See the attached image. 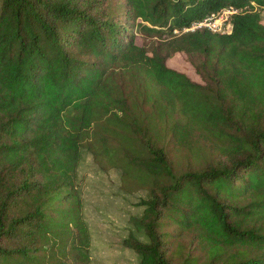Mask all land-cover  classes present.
<instances>
[{"label":"trees","instance_id":"trees-1","mask_svg":"<svg viewBox=\"0 0 264 264\" xmlns=\"http://www.w3.org/2000/svg\"><path fill=\"white\" fill-rule=\"evenodd\" d=\"M229 6L230 32L183 31ZM155 117L214 158L175 173ZM99 124L103 154L117 136L153 178L123 240L139 264H264V0H0V264H90L79 169Z\"/></svg>","mask_w":264,"mask_h":264},{"label":"rangeland","instance_id":"rangeland-1","mask_svg":"<svg viewBox=\"0 0 264 264\" xmlns=\"http://www.w3.org/2000/svg\"><path fill=\"white\" fill-rule=\"evenodd\" d=\"M136 31L139 44H151L150 37ZM167 64L201 82V77L185 53H176ZM153 121L157 123L156 133L167 147L175 173L202 168L214 158V149L208 143H197L193 149H180L171 141L163 118L155 117ZM102 124L95 126L92 138L85 141L79 169L83 216L91 234L90 264H139L138 254L126 247L123 240L132 228L130 217L142 213L143 207L139 203L148 196L153 178L128 162L124 150L120 148L121 139L117 136L108 139L112 153L103 154L100 137L106 131ZM161 180L171 181L169 178ZM162 229L171 231L166 224ZM184 249L178 248L177 251Z\"/></svg>","mask_w":264,"mask_h":264},{"label":"built area","instance_id":"built-area-1","mask_svg":"<svg viewBox=\"0 0 264 264\" xmlns=\"http://www.w3.org/2000/svg\"><path fill=\"white\" fill-rule=\"evenodd\" d=\"M238 12V8L229 6L217 12H213L200 21H195L189 27L184 28L186 31L197 29H208L213 32L228 33L232 30V17ZM176 32H179L176 30Z\"/></svg>","mask_w":264,"mask_h":264}]
</instances>
